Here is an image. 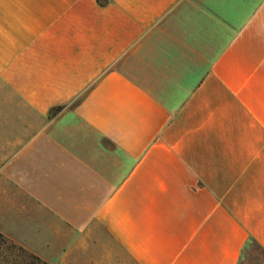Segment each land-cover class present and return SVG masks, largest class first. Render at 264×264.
<instances>
[{
    "label": "crops",
    "instance_id": "crops-1",
    "mask_svg": "<svg viewBox=\"0 0 264 264\" xmlns=\"http://www.w3.org/2000/svg\"><path fill=\"white\" fill-rule=\"evenodd\" d=\"M0 232L61 264L264 250V0H0Z\"/></svg>",
    "mask_w": 264,
    "mask_h": 264
},
{
    "label": "rangeland",
    "instance_id": "rangeland-1",
    "mask_svg": "<svg viewBox=\"0 0 264 264\" xmlns=\"http://www.w3.org/2000/svg\"><path fill=\"white\" fill-rule=\"evenodd\" d=\"M19 247L23 246L0 232V264H61L46 260L25 248L27 253H32L39 259L30 257L22 253ZM241 264H264V250L256 242H251Z\"/></svg>",
    "mask_w": 264,
    "mask_h": 264
},
{
    "label": "trees",
    "instance_id": "trees-1",
    "mask_svg": "<svg viewBox=\"0 0 264 264\" xmlns=\"http://www.w3.org/2000/svg\"><path fill=\"white\" fill-rule=\"evenodd\" d=\"M19 249L22 251V253H25V254L29 255L30 257H34V258L39 259V258H38L37 256H35L34 254H32V253H27V251L25 250V248H23V247H19Z\"/></svg>",
    "mask_w": 264,
    "mask_h": 264
}]
</instances>
